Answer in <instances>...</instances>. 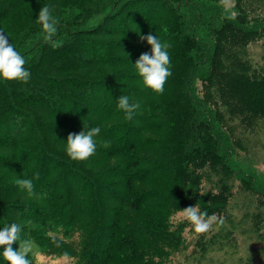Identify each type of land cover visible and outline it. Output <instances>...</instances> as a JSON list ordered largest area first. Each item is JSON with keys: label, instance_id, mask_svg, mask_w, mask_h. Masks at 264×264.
<instances>
[{"label": "trees", "instance_id": "obj_1", "mask_svg": "<svg viewBox=\"0 0 264 264\" xmlns=\"http://www.w3.org/2000/svg\"><path fill=\"white\" fill-rule=\"evenodd\" d=\"M134 1L125 0L118 14ZM208 1L210 4L203 0L204 5L194 6L192 1L185 0H144L141 8L144 12L140 16V8L125 15L129 28L125 23L123 27L114 22L109 24L107 18L86 31L84 37L75 31L58 29L51 43L29 38L22 50L17 51L26 61L24 67L30 72V79L27 83L0 79V228L22 222L21 239H34L48 248V254L63 256L67 252L75 259L71 264H168L174 254L189 247L184 246L183 238L186 222L176 224L172 216L187 206L196 205L209 215L223 217L224 223L214 224L205 234L193 231V249L188 252L189 256L200 261L210 251L236 249L242 234L252 241L253 254L264 257V183L241 169H232L228 154L235 144L244 146L248 138L264 135V65H255L249 57L250 45L264 38V18L255 20L252 15L264 10V0H234L233 10L220 0ZM188 5L193 10L189 7L184 13L183 8ZM211 15L220 24L212 31L198 33V24ZM14 16L13 5L0 0V23L7 24ZM149 33L162 42L165 37L172 44L174 40L172 54L183 71L194 76L201 67L208 68L200 86L203 97L196 99L188 95L187 103L192 104L190 108L201 118L199 123L195 119L192 126L209 137L211 147L202 148L194 156L171 157L164 162L157 155L150 162L152 167L143 165V149L146 143L156 148L164 143L162 131L151 120L155 115H150V111L162 106L130 101L140 105L133 114L139 116L137 122L126 119L117 107L119 96L144 87L133 64L142 53L151 52L147 41L140 39ZM49 53L56 56L49 57L42 65ZM117 80H121L120 85H114ZM114 86L119 96L114 94ZM106 92L114 94L109 97L113 107L103 112L108 117L122 118L112 126L119 133L123 131L126 137L119 139L117 149L103 146L88 160H71L65 151L67 136L74 133L73 129H87L77 122L84 117L74 115L78 103L86 100L94 101L95 107L106 106L108 102L104 101L108 98H101ZM186 108L189 106H184V112ZM19 111L30 114L33 123L30 128L19 119L23 115ZM84 121L86 125L92 122L91 119ZM28 130H36L41 135L25 137L24 132ZM130 130L140 137L130 136ZM37 153L42 157L40 172H46L48 165L63 166L84 180L92 177L103 180L110 175L111 167L101 169L100 153L115 169L126 168L124 174L118 171L120 178L108 188L110 195L104 202L93 192L97 211L105 210V213L94 221L95 232L86 234L84 228L80 229L83 246L72 254L65 247L67 241L60 236L63 233L53 230V223L59 218H52L41 201L27 197L15 184L17 178L30 179L22 175L20 166L23 158ZM121 156H126V161H121ZM158 167L173 178L174 189L180 192L173 191V196L165 192L166 187L156 174ZM37 174L39 178L35 179ZM235 174L241 179L238 185ZM203 178L209 181L205 189ZM42 180L41 173L33 175L36 188L41 189ZM189 183L192 184L188 188L190 194L184 191ZM196 191L201 197L195 198ZM180 193L186 196L178 197ZM242 195H247L248 201L240 206L242 215L239 216L234 208L237 197ZM112 197L118 205L114 209L109 202ZM145 198L168 200L167 215L153 216L146 222L137 220L136 212L145 204ZM67 207V202L62 203L61 209ZM102 217L105 222H101ZM75 233L79 231L74 229Z\"/></svg>", "mask_w": 264, "mask_h": 264}, {"label": "rangeland", "instance_id": "obj_2", "mask_svg": "<svg viewBox=\"0 0 264 264\" xmlns=\"http://www.w3.org/2000/svg\"><path fill=\"white\" fill-rule=\"evenodd\" d=\"M3 1L7 4L13 5L15 16L13 17V20L7 24L0 23V32H3L8 37L9 43L16 51L22 50L21 47L25 45L29 38L32 40H44L42 26L36 22V17L40 8L45 5L53 6L52 14L59 22L56 26L57 31L58 29L75 31L78 33L79 37H84L86 31H90L91 28L107 18H109V24L114 22L115 25L119 24V27H123L122 24L124 25L125 23V25H127L128 23V20L126 21L125 17L126 14H131L134 9L138 8H140L139 16L144 12V10L141 9L144 0H135L134 2H131V4L127 5L120 14L118 13L125 0ZM185 1H192L191 4L194 6L197 5V3L204 5L203 0ZM207 3L210 4L208 0ZM176 4H178V2H176ZM233 4L234 0H230V7L228 8L232 9ZM189 7L192 6L188 5L183 8L184 13L188 12L190 9ZM191 10H193V7ZM146 13L147 12H145V14ZM252 15L255 17V20L262 19L264 18V10ZM215 19L216 18L211 15L207 20L203 21V23L200 22L198 24V33L202 30L206 33L212 31L213 27L220 24V21ZM126 27L129 28V25ZM188 28L191 31V26ZM209 35L211 38L212 34L210 33ZM164 42H168L171 45L168 52L171 58L170 70L172 75L168 77L164 85L163 93H155L144 86L143 89L131 90L130 94H124V96L129 97V100L132 103L139 100L142 105L151 104L156 107L162 106V108L159 107L158 109L150 111V115L156 116L151 118V120L155 123L156 127L162 131L161 137H163L164 143L157 148L148 143L145 144L143 149L145 153L143 156L144 166L150 165L157 158V155H160L158 159H160L161 162H164L171 157L184 159L188 156H194L199 153L202 148H205L206 150L211 149L210 140L208 141L209 137L205 133L200 132L198 128L192 126V122L195 119L196 123H199L201 118L196 117V112L190 108V106L192 107V104L187 103L188 95H194L196 99L203 97L200 86L202 85V79L206 76L205 73L208 68L201 67L199 72L194 74V76H192V73L183 71L181 63L176 64L177 57L172 54L174 40L172 44V40L165 37ZM26 47L28 48L30 46L26 45ZM174 50L176 53L175 45ZM33 55H36V53H33ZM54 56H51L50 53L47 54L42 65L46 64L49 57L52 59ZM249 57L255 65H264V38L255 41L250 45ZM120 81H115L114 85H120ZM114 94L119 96L115 86ZM114 94L113 92H106V94L101 97L108 98L107 101H104L108 102L106 106H102V104L100 107H95L94 101L87 102L86 100H83L82 103H78V108L74 111L75 116H83L87 121L88 119L92 120V122L88 121L89 125L85 124L86 121L83 122L84 119L82 121H77L81 123V125L84 124L87 129L84 127L73 129L74 133H79L83 129L88 130L93 127L100 128L99 135L94 137L97 143L96 150H101L102 147L105 146V142H108L109 146L107 147L114 146V149H117L119 139L126 137V134L123 131L119 133V131L114 130V127L112 126L115 121L122 120V118L108 117V115H105L103 112L107 107H113L109 97H113ZM87 99L91 98L88 97ZM184 106H189V108L185 109V112ZM65 112L67 116L70 114V111L68 110ZM22 114V116H19V119L22 120L24 126L30 128L33 124L29 117L30 114L25 112H22ZM131 120L137 122L139 116H133ZM160 126H162L161 129ZM129 134L130 136L136 135L140 137V134L133 130H130ZM39 135H41V133L36 130H28L24 132L25 137ZM232 148V151L228 150L229 164L232 169H241L246 174L251 175L254 179L264 183V135L250 137L245 141L244 146L243 144H241V146L235 144ZM213 150L215 151V145ZM20 155L23 154L20 153ZM41 158V153L27 156L23 158V162L20 166L22 175H26L30 179H33V175L36 173H41L43 175L41 189L35 187V192L38 194L39 198H29L35 199L36 202L41 201V206L51 212L52 218H59V220L53 223V230L58 233H63V235L60 236L67 241L65 242V247L68 252L72 254L75 250L80 249L83 246V232L80 229L84 228L86 234L95 232L97 230V223L94 221L105 213V210L97 211L94 197L92 196L93 192L99 196L102 202H104L106 196L110 195L108 194V188L111 186L113 187L114 180L120 178V176H117L118 171L124 174L126 168L119 170L115 169L114 164H112L103 153H100L99 159L101 169L106 170L111 167L110 175H106V178L103 180H95L94 177H92L94 180L92 178L84 180L83 178L76 176L73 172L67 171L70 169L63 166L48 165V170L46 172H40L39 163ZM126 159V156H121L120 158L121 161H126ZM184 165H186L185 162ZM152 166L153 165H150L149 167ZM156 174L160 177V180L166 187L165 192H168L173 196V191L176 190L174 189L176 182L173 178H170L161 167L156 169ZM204 175L206 178L208 177L207 171ZM206 178L202 179V181L204 179L206 180L203 184L204 189L208 185L207 182H209ZM234 178L236 179L235 184L238 185L240 182L239 180H241L240 177L235 174ZM103 184H105V187L100 188ZM79 185H85L87 189L85 187L81 188ZM191 185L192 184L189 183L184 189L188 194H190L188 188ZM176 191L180 192L178 189ZM179 196H186V194L180 193L178 197ZM194 196L195 198L201 197L199 191H196ZM247 201V195L237 197V205H235L234 210L237 211L239 216L242 215V211L239 210L240 206ZM64 202H67L68 207L66 209H61L62 203ZM109 202L113 205V209L115 206H118L116 205L114 197L109 199ZM144 202L145 204L136 212L137 220L146 222L153 216L167 215L170 206L168 200L159 199L153 201L149 198H145ZM238 210L240 211L239 213ZM172 220L176 224L179 221L186 222V227L183 231V238L185 239L184 246L189 247L185 251L174 254L168 264H264V257L260 258L261 256L259 257L253 254V250L251 251L253 248L251 245L252 241L244 238L242 234L239 237L240 243L236 249L226 247L210 251L204 259L197 261L196 257L188 255V252L193 249L192 240L194 236L192 232L194 230L191 225L183 219L179 214V211L172 216ZM101 222H105V218L102 217ZM74 229L78 230L79 233L74 234ZM66 232L70 235H67ZM28 240L32 241L33 244L32 251L28 257L31 264H71L75 260L71 256H69V259H65L63 256H58L57 254H48L46 252L48 251V248L40 245L32 238H29ZM244 240L246 242H243ZM18 243L19 242H17V244ZM17 244H14L13 247H18ZM59 244L61 245V243ZM2 251L3 249L0 248V253H2ZM186 256L189 257L185 258ZM0 264H6L2 255H0Z\"/></svg>", "mask_w": 264, "mask_h": 264}, {"label": "clouds", "instance_id": "obj_3", "mask_svg": "<svg viewBox=\"0 0 264 264\" xmlns=\"http://www.w3.org/2000/svg\"><path fill=\"white\" fill-rule=\"evenodd\" d=\"M226 8L230 7V0H220ZM53 6L45 5L40 8L36 17V22L42 26V34L45 42L51 43L57 32L58 20L52 14ZM142 41H147L151 46V52L142 53L134 67L142 79L143 85L155 93L162 94L164 85L172 75L170 70L171 58L168 49L171 45L168 42H162L157 36L149 33L146 36H140ZM26 61L9 43L8 37L0 32V79L17 80L27 83L30 79V72L25 69ZM118 109L125 113V118L131 120L134 112L140 105L130 103L128 96H119ZM100 133L99 127H93L88 130L83 129L79 133H69L67 136L65 151L67 156L74 161H85L96 152L97 143L94 137ZM105 146H109L105 142ZM38 174L35 179H38ZM15 184L25 192L28 197H38L35 192L33 179L17 178ZM179 214L192 227L195 233L205 234L212 230L214 224L223 225V217L215 213L209 215L207 211H201L196 205L179 210ZM30 224L31 221H28ZM24 224L13 222L0 228V248L3 249L0 255L6 261V264H31L29 254L32 251V241L21 239V232ZM17 242H19L17 244ZM18 247L14 248L13 245ZM60 245L57 244V247ZM65 259H69L67 252L63 253Z\"/></svg>", "mask_w": 264, "mask_h": 264}]
</instances>
